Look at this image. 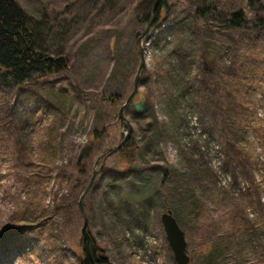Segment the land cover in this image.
<instances>
[{
	"label": "rangeland",
	"instance_id": "1",
	"mask_svg": "<svg viewBox=\"0 0 264 264\" xmlns=\"http://www.w3.org/2000/svg\"><path fill=\"white\" fill-rule=\"evenodd\" d=\"M17 1L38 49L62 54L68 67L37 72L23 88L0 87V233L8 235L0 255L21 246L27 255L32 240L34 254L15 250L8 264H83L81 181L123 139L118 112L133 90L148 23L142 19L154 0ZM162 7L143 40L139 93L125 112L136 160L128 165L123 147L107 158L85 197L89 231L110 264H178L161 221L171 209L186 234L189 264H259L264 235L246 241L244 224L257 218L256 209L264 222V206L252 204L248 190L264 168L253 163L245 176L241 162L227 161L219 114L203 99L211 91L203 63L218 74L236 59L238 66L257 61L264 28L255 30L254 20L257 12L264 18V7L256 11L248 0H165ZM241 8L250 22L229 26L225 19ZM240 74L239 81L218 79L220 93L260 98ZM115 93L117 102L102 100ZM141 98L145 107L136 112ZM234 126L230 136L241 148L264 153L254 130ZM94 129L102 135L95 138ZM89 145L91 154L80 157ZM58 168L71 176L57 177Z\"/></svg>",
	"mask_w": 264,
	"mask_h": 264
},
{
	"label": "trees",
	"instance_id": "2",
	"mask_svg": "<svg viewBox=\"0 0 264 264\" xmlns=\"http://www.w3.org/2000/svg\"><path fill=\"white\" fill-rule=\"evenodd\" d=\"M248 3L250 7L255 9L256 11H259L258 8L264 7L260 0H248ZM164 5L165 0H162L160 6L157 9L158 16L161 15V10L165 8L162 7ZM153 6L154 3L152 5V8ZM208 9L209 7H205L204 10L201 9L200 11H208ZM150 16V13L146 14L143 17L142 21L146 22ZM259 16L260 15L257 12V14L255 15L257 21L256 19L254 20L255 30L264 28V18H260ZM225 21L229 26L233 28H241L245 24H248L250 22L242 8L230 12L228 19H225ZM175 29H177V26L175 27ZM234 34L235 33H232L230 35V39H232ZM246 34L248 35L247 37L250 41L258 40L256 32L248 31L246 32ZM35 36L36 32H34V30L31 29L28 24V14L26 10L20 6L18 1L0 0V87L5 88L12 85H19V87L23 88V85L25 83L33 81V75L37 72H43L44 74H47L51 72H60L67 69V59L60 53L54 56L47 51L39 50L37 47V40ZM159 39H161V37H159ZM255 46H253V48ZM255 53L256 55L254 56H259L256 57L258 58L257 61L253 57L252 60L254 61H252L251 64L242 63L238 66L237 63L239 62L236 59L235 62L229 66L230 71L219 70L218 74L215 73V71L217 70H214L212 67H210L209 63H203V70L206 76L205 79L207 81V85L211 87V91L208 93L209 95H204L203 99L210 105V107H212L213 113H216L217 111L219 114L217 115V117L221 123V130L223 131L221 138L224 141L227 161L230 164H233L236 161L241 162L243 165V174L245 176L250 175L249 168H251L253 163L264 168L263 150L262 152H257L253 150L252 147L246 150L241 148V146L236 143L237 141L231 138L230 133L234 134V130H232V127H236L234 125H239L240 128H242V130L246 133L251 129L254 130L260 141L264 143V127H262V125H264V117H259L257 113V108L260 104L259 99L246 100L243 98H235L229 92L220 93L218 79H221L224 75L228 74L233 76L236 81H239L241 72L243 74V77L248 78L249 85L258 90V93H262L263 97L260 101L264 105V52L260 47V50ZM212 97L214 98L215 102H213ZM120 98L121 94L115 93L110 95L108 98H102V100L105 102L115 103ZM94 130V135H96L95 138H98L102 135V130ZM132 142L133 141L130 138V140H128L124 147L121 149L122 151H120L121 153L125 152V150L128 151V153L125 154V160L130 166L136 160V149L138 148V146ZM260 147L262 148V146ZM92 149L93 148L91 145L82 149L80 157H87L89 154H91ZM58 170L60 171L57 177L71 176V174L68 173L65 168H58ZM82 171L84 173L86 172V169L83 168ZM90 178L91 174L86 180L81 181L83 185L81 193L87 187ZM248 190L255 201L252 204H255L258 209L263 210L262 207L264 206V203L260 200V191H264V173L261 175V179L259 181H256L255 183L252 181L249 184ZM79 197L77 199V203L79 202ZM256 211L257 218L252 222V224L248 222V218H246L245 220L244 226L247 231V233H245L246 241L253 242V239L264 235V222L261 220L257 209ZM21 228L17 230L18 233H23V230ZM7 236V232L0 233V247L2 238H6ZM30 241V245L27 249V251L29 252H27V255L31 253L34 254V250H36L37 248L33 244L32 240ZM15 250H17L20 256L26 255L25 246H21L20 248H12V250L9 251L7 250L8 253L4 250L2 255H0L2 264H8L9 258H11V256L9 255L13 254ZM96 250L97 259H99L100 261H108L107 256H105L101 252L103 249L98 246L97 243ZM261 254L262 257L259 260V264H264V243L262 244ZM83 264L91 263L89 260H86V262H84Z\"/></svg>",
	"mask_w": 264,
	"mask_h": 264
},
{
	"label": "water",
	"instance_id": "3",
	"mask_svg": "<svg viewBox=\"0 0 264 264\" xmlns=\"http://www.w3.org/2000/svg\"><path fill=\"white\" fill-rule=\"evenodd\" d=\"M162 0H155L154 6L151 11V16L149 18V21L144 29V32L139 36L138 42H139V53H140V63L138 66V70L136 73V76L134 78L133 83V90L127 97L126 101L121 105L120 110L118 112V117L121 122V126L124 129V137L121 140L120 143H118L116 146L112 147L108 152L103 153L96 161L94 166V171L92 173L91 179L85 190L82 192L80 198H79V205L81 208V212L84 217V223L81 229V239L80 241H84L86 245V250L88 254L89 260L92 262V264H110L109 262H102L98 263L95 261V242L94 239L89 232V218L85 212L84 208V198L91 188L97 174L103 169V166L105 165L106 159L118 152L129 140V138L132 135V132L134 131L133 124L128 119V117L125 115L126 108L131 103L133 98L139 93V87H140V81H141V74L143 72V68L146 64V59L144 55L143 50V37L149 32L150 28L152 27L153 23L158 18L157 9L160 6ZM145 107V99L141 98L138 102L134 103V108L137 112H141ZM101 161V166L98 168V163ZM161 221L163 224V227L166 232V237L168 239L169 245L174 253V258L178 264H189L191 257L187 252V239L185 231L181 228L179 225L177 219L172 213L171 209H168L164 211L161 214Z\"/></svg>",
	"mask_w": 264,
	"mask_h": 264
},
{
	"label": "bare ground",
	"instance_id": "4",
	"mask_svg": "<svg viewBox=\"0 0 264 264\" xmlns=\"http://www.w3.org/2000/svg\"><path fill=\"white\" fill-rule=\"evenodd\" d=\"M132 136H133V135H131V137H130V138H132ZM130 138H129V139H130ZM78 205H79V202H78ZM79 208H80V205H79ZM80 211H81V208H80Z\"/></svg>",
	"mask_w": 264,
	"mask_h": 264
},
{
	"label": "flooded vegetation",
	"instance_id": "5",
	"mask_svg": "<svg viewBox=\"0 0 264 264\" xmlns=\"http://www.w3.org/2000/svg\"><path fill=\"white\" fill-rule=\"evenodd\" d=\"M160 11V10H159ZM150 14H151V12H150ZM159 17V16H158ZM150 18V17H149ZM149 21V19L146 21V23Z\"/></svg>",
	"mask_w": 264,
	"mask_h": 264
}]
</instances>
